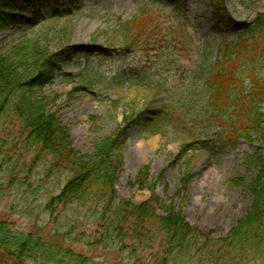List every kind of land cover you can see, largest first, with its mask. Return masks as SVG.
I'll return each instance as SVG.
<instances>
[{"label":"rangeland","instance_id":"rangeland-1","mask_svg":"<svg viewBox=\"0 0 264 264\" xmlns=\"http://www.w3.org/2000/svg\"><path fill=\"white\" fill-rule=\"evenodd\" d=\"M55 2L27 0L24 9L16 12L17 20L0 32V55L43 37L49 49L62 56L60 71L37 87L34 96L70 129L75 148L83 154L92 153L98 139L114 136L126 116L148 105L169 111L176 125L189 121L206 88L194 74L196 61L202 54L212 61L222 59L226 45L248 37L246 29L262 10L257 4L248 9L250 0H179L177 12L170 7L161 12L166 40L131 50L116 44L113 35L137 19L144 0H80L76 10L58 16L52 13ZM214 4L228 13L230 22L215 18ZM222 128L209 129L210 138L221 139L223 134L214 132ZM202 131L200 124L193 130ZM129 134L114 185L120 201L139 204L157 196L182 209L190 225L215 238L227 236L251 207L250 184L259 174L257 159L264 156V120L249 137H240L235 148L214 152L194 145L184 153L182 145L190 142L189 133L172 126L151 134L138 125ZM20 155L10 164L16 168L14 181L0 164L3 220L16 231L35 233L47 247L82 254L83 264H139L115 235L106 242L97 240L98 228L87 209H81L78 222L69 208H58L52 215L46 209L48 200L60 193L68 173L48 176L45 165L51 156L31 169L33 153ZM145 166L155 191L134 182ZM186 176L191 177L187 184ZM58 258L40 256L27 264H69L63 256ZM143 258L149 261L150 251Z\"/></svg>","mask_w":264,"mask_h":264},{"label":"trees","instance_id":"trees-1","mask_svg":"<svg viewBox=\"0 0 264 264\" xmlns=\"http://www.w3.org/2000/svg\"><path fill=\"white\" fill-rule=\"evenodd\" d=\"M250 1L248 9L257 4L262 10L246 29L248 37L226 45L220 60L212 61L202 54L196 61L194 74L204 80L206 88L196 112L188 116L189 121L176 125L169 111L148 105L141 112L126 116L114 136L98 139L90 154L75 148L70 129L34 96L37 87L48 83L60 71L62 56L52 52L43 37L31 38L0 55V164L6 175L14 181L16 168L10 164L16 156H21L20 152L33 153L31 169L51 156L45 165L46 174L56 176L66 172L68 179L59 194L50 196L46 209L52 215L61 207L72 209L76 222L81 209H87L98 228L97 240L106 242L115 235L126 243L130 257L139 264H255L257 261L264 264V156L257 159L259 174L250 184L253 203L225 237H212L190 225L182 209L157 196L139 204L120 201L114 186L123 164L125 138H129L135 126L145 127L151 134L169 126L186 129L190 142L183 143L184 153L194 145L205 152L235 148L240 137H249L261 128L264 0ZM26 2L0 0V32L17 20L16 12H21ZM79 3L80 0H57L52 13L58 16L69 10L73 12ZM178 4L179 0H144L137 19L127 22L121 33L113 35L114 41L131 50L146 49L152 40L165 41V34L161 33L165 28L162 9L170 7L177 12L174 8ZM214 10L217 20L231 21L219 5L214 4ZM198 124L203 131L194 134ZM216 125L223 127L214 132L216 136L223 134L219 140L210 138L209 129ZM149 177V167L145 166L134 182L139 188L155 191ZM190 180L186 176L183 181L187 184ZM147 251H150L149 261L143 258ZM40 256L55 261L63 256L69 264L86 262L82 254L68 248L47 247L35 233L16 231L0 217V264H27L36 262Z\"/></svg>","mask_w":264,"mask_h":264}]
</instances>
